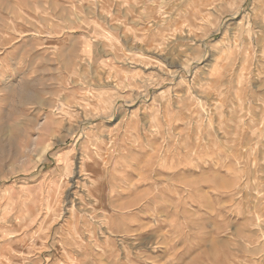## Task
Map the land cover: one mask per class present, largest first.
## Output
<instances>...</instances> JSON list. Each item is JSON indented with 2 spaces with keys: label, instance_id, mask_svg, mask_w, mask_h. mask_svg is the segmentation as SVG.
<instances>
[{
  "label": "rangeland",
  "instance_id": "rangeland-1",
  "mask_svg": "<svg viewBox=\"0 0 264 264\" xmlns=\"http://www.w3.org/2000/svg\"><path fill=\"white\" fill-rule=\"evenodd\" d=\"M76 232L264 264V0H0V264H84Z\"/></svg>",
  "mask_w": 264,
  "mask_h": 264
},
{
  "label": "bare ground",
  "instance_id": "bare-ground-1",
  "mask_svg": "<svg viewBox=\"0 0 264 264\" xmlns=\"http://www.w3.org/2000/svg\"><path fill=\"white\" fill-rule=\"evenodd\" d=\"M201 12V11H200ZM203 18V17H202ZM204 19V18H203ZM28 99V98H27ZM84 180V179H83ZM78 181V180H77ZM77 184H79L78 182H77ZM84 185V184H83ZM81 191H82V189H81ZM90 191V190H89ZM94 197V196H93ZM92 199V198H91ZM94 199H96V198H94ZM93 199V201H94V204H92L93 205V210H92V213L94 214H96L99 210H101V209H103L102 208V205H101V202H100V199H96V200H94ZM92 201V202H93ZM92 214V215H93ZM96 218H98L97 216H95V215H93L92 216V220H96ZM54 219V218H53ZM57 220V219H56ZM56 220H55V222H56ZM101 220V219H100ZM86 221V220H85ZM89 221V220H88ZM75 222V221H74ZM53 223V222H52ZM78 223V222H77ZM69 224V223H68ZM75 224V223H74ZM79 224V223H78ZM91 224V223H90ZM95 224V223H94ZM84 225V224H83ZM98 225H99V234H104L105 232L102 230V228H104L105 227V229H106V227H107V233L109 234V236L108 235H106L107 236V238H105V239H107L108 240V238H110V237H114V232H113V223L110 221V222H108L107 221V219H102L101 221H98ZM17 226V225H16ZM67 226V225H66ZM70 226H71V224H70ZM69 225H68V227H65V228H69L70 227ZM148 226V225H147ZM50 227H51V225H50ZM73 227V226H72ZM52 228V227H51ZM71 228V227H70ZM78 229V228H77ZM66 230V229H65ZM96 230V231H97ZM71 231H72V228H71ZM70 231V232H71ZM82 231V230H81ZM94 231V230H93ZM93 231H91V238L93 237L94 239L93 240H95V238H96V233H95V231L93 232ZM49 232H51L50 230H49ZM52 233V232H51ZM68 232H66V234H67ZM82 233V232H81ZM65 234V235H66ZM74 234H76L75 236H78L79 237V239L81 240V242H82V244L80 243H77V244H75L76 242H74V244L77 246L76 247V250L74 251L73 250V252L76 254V256H78V255H81L82 257H84V259L86 260V262L84 263V264H90L91 263V261L92 260H94V259H92L93 258V256H94V252L95 251H97V252H99V251H101V253L102 252H104L105 250H103V248L100 246V245H98V244H95V245H92V244H89V245H85V244H83L85 241H84V239H83V237L81 236V235H79V233L78 232H76V233H74ZM73 234V235H74ZM68 235V234H67ZM69 235H70V233H69ZM71 237H72V235H70ZM125 236V235H124ZM143 236H145V237H149V238H151V236L150 235H148V234H145V235H143ZM67 237V236H66ZM61 238V237H60ZM64 238V237H63ZM68 239V238H67ZM67 239H65L64 238V240H67ZM61 240V239H60ZM64 240H62V241H64ZM73 240H75V239H72V241ZM95 241H97V238H96V240ZM109 241V240H108ZM66 242V241H65ZM64 243V242H63ZM71 243V242H70ZM114 245V244H113ZM68 248V247H67ZM66 249V248H65ZM74 249V248H73ZM110 249V248H109ZM67 250V249H66ZM66 250H64L65 252H66ZM99 250V251H98ZM111 251V250H110ZM100 252H99V254H101ZM151 253V252H150ZM67 255H68V253H66ZM130 255V254H129ZM64 256V255H63ZM73 256V255H72ZM75 256V255H74ZM99 256H101L102 257V254L101 255H99ZM147 256V255H146ZM65 257V256H64ZM92 257V258H91ZM100 257V258H101ZM99 258V259H100ZM105 258V257H104ZM103 258V259H104ZM143 258V257H142ZM66 259V258H65ZM96 259V258H95ZM97 260V259H96ZM102 260V259H101ZM127 260L130 262V263H132V260H130V258L128 257L127 258ZM134 260V259H133ZM147 260V259H146ZM145 260V261H146ZM105 261V260H104ZM103 261V262H104ZM108 262V261H107ZM107 262H105V263H107ZM146 262H148V261H146ZM94 263V262H93ZM118 263V262H117ZM72 264H83L82 262H81V260L80 261H78L77 259H75V257H74V263H72ZM108 264V263H107ZM109 264H116V263H109ZM119 264V263H118Z\"/></svg>",
  "mask_w": 264,
  "mask_h": 264
}]
</instances>
